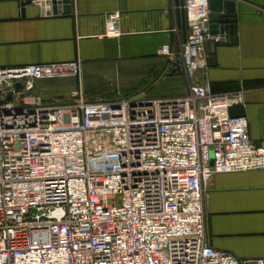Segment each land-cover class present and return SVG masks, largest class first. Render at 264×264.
<instances>
[{
    "label": "built area",
    "instance_id": "1",
    "mask_svg": "<svg viewBox=\"0 0 264 264\" xmlns=\"http://www.w3.org/2000/svg\"><path fill=\"white\" fill-rule=\"evenodd\" d=\"M182 9L181 96L88 100L77 88L56 101L35 82L77 78L79 61L0 67V100L13 93L0 104V264H242L209 245L205 199L215 175L264 170V142L230 116L242 93L193 83L205 45L223 38L209 0ZM117 20L103 37L120 36Z\"/></svg>",
    "mask_w": 264,
    "mask_h": 264
},
{
    "label": "crops",
    "instance_id": "2",
    "mask_svg": "<svg viewBox=\"0 0 264 264\" xmlns=\"http://www.w3.org/2000/svg\"><path fill=\"white\" fill-rule=\"evenodd\" d=\"M46 1L51 0H0V67L80 62L77 78L38 80L34 94L50 99L77 88L88 100L185 94L186 79L176 65L188 32L183 0H75L70 14L60 15H47ZM231 1L233 33L213 30L223 39L205 45L206 66L193 83L208 85L215 94L242 93L249 137L259 145L264 142V0ZM110 14L118 15L116 38L103 37ZM164 45L171 57L157 55ZM204 207L212 248L242 264L264 259V170L215 175Z\"/></svg>",
    "mask_w": 264,
    "mask_h": 264
},
{
    "label": "water",
    "instance_id": "3",
    "mask_svg": "<svg viewBox=\"0 0 264 264\" xmlns=\"http://www.w3.org/2000/svg\"><path fill=\"white\" fill-rule=\"evenodd\" d=\"M23 2L21 5L23 6ZM45 6L47 15H60V14H70L71 2L70 0H51L43 3ZM233 2L231 0H209V10H210V29L213 33V30L217 29V32L221 35H231L233 33V21L232 15ZM177 69L180 70V65L176 62ZM20 90V83L15 84L14 92ZM13 99V93L10 92L6 96L5 100H0V104L10 102ZM231 117H244V108L243 105L233 106L229 109Z\"/></svg>",
    "mask_w": 264,
    "mask_h": 264
},
{
    "label": "rangeland",
    "instance_id": "4",
    "mask_svg": "<svg viewBox=\"0 0 264 264\" xmlns=\"http://www.w3.org/2000/svg\"><path fill=\"white\" fill-rule=\"evenodd\" d=\"M55 79H60V78H53L52 80H55ZM47 80V79H46ZM48 80H51V79H48ZM69 92H67L66 94H62V95H60V96H57V97H55V98H51L52 100H56V101H61V100H64V99H66L67 98V94H68ZM134 97H138V95H135ZM90 98V97H89ZM108 98H111V97H109V96H106V99H108Z\"/></svg>",
    "mask_w": 264,
    "mask_h": 264
},
{
    "label": "trees",
    "instance_id": "5",
    "mask_svg": "<svg viewBox=\"0 0 264 264\" xmlns=\"http://www.w3.org/2000/svg\"><path fill=\"white\" fill-rule=\"evenodd\" d=\"M128 95H133V94H125V96H128Z\"/></svg>",
    "mask_w": 264,
    "mask_h": 264
}]
</instances>
